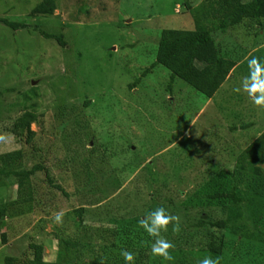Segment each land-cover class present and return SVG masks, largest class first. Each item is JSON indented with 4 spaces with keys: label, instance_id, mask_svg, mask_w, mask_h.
Returning a JSON list of instances; mask_svg holds the SVG:
<instances>
[{
    "label": "rangeland",
    "instance_id": "obj_1",
    "mask_svg": "<svg viewBox=\"0 0 264 264\" xmlns=\"http://www.w3.org/2000/svg\"><path fill=\"white\" fill-rule=\"evenodd\" d=\"M41 2L0 0V19L26 25L12 31L0 23V155L19 149L9 128L23 113L34 112L39 124L31 130L40 150L34 157L42 162L47 156L42 150L50 140L55 144L49 173L75 194L86 219L78 228L65 207L56 222L54 214L41 213L34 196L29 205L9 210L2 228L8 243L0 245V262L5 255L29 256L28 246L35 243L49 263L99 264L102 258L117 264L125 262L122 252L136 259L139 246L151 250L158 240L174 245L171 254L179 250L197 258L209 239L224 235L229 245L223 264H264L263 235L256 241L191 228L201 216L227 220L228 208L183 206L221 168L235 171L239 190L253 194L250 175L234 164L264 131V107L254 105L242 89L248 61L256 57L264 65V28L249 34L243 24L218 39L221 50L239 62L208 100L179 79L170 85L169 72L161 66L142 77L155 61L161 31H193L194 9L204 0H53V15L31 17ZM40 32L60 36L65 48ZM251 123L255 126L244 132L229 130ZM138 160L140 166L125 167ZM15 190L0 189V201H14ZM158 208L179 220L153 235L147 227ZM252 213L257 221L250 225L264 234V209ZM117 228L135 232L129 246L115 239ZM69 240L81 249L66 247Z\"/></svg>",
    "mask_w": 264,
    "mask_h": 264
},
{
    "label": "trees",
    "instance_id": "obj_2",
    "mask_svg": "<svg viewBox=\"0 0 264 264\" xmlns=\"http://www.w3.org/2000/svg\"><path fill=\"white\" fill-rule=\"evenodd\" d=\"M55 10L53 0H42L31 11L30 16H51ZM193 21L195 24L193 31H161L157 42L155 61L148 70L143 72L142 77H145L154 68L161 66L169 72L170 85L179 79L210 100L230 77L239 62L233 60L226 51L221 50L218 39L243 24L249 25L246 27L249 34L253 32L251 30L253 28L262 31L264 28V0H204L202 5L194 9ZM0 23L12 31L26 28L23 23H14L6 19H0ZM40 35L46 40H54L62 48L66 46L60 36L43 32H40ZM137 83L138 80L130 84L129 90H133ZM1 94L2 92H0V97ZM87 104L85 102L84 106ZM32 124H39L38 116L34 112L23 113L9 128V133L14 137L19 149L0 155V189L16 188L14 201H0L1 246H6L8 243L6 233L2 228L9 210L20 205H29L34 201V196L39 197V210L45 217L65 212L64 208L66 207L65 214L74 218L78 228L86 219L85 210L74 202L75 194L64 191L55 180L54 175L49 173L51 170L47 167V161L49 162V158L54 155L55 144L50 140L42 150V153L47 155L43 157L42 162L35 159L34 156L40 150L35 145L37 135L31 130ZM253 126L255 124L252 123L235 125L229 130L231 133L244 132ZM141 163L143 161L139 162L138 160V162H130L125 167L140 166ZM57 167L54 166L53 169L55 170ZM234 168L238 172L250 175L252 195H247L239 190L235 183V171L221 168L220 171L212 174L201 188L188 195L183 206L201 209L228 208L229 217L227 220L212 222L207 217L201 216L197 224L191 228L195 230H204L205 228L224 230L228 232L229 238L237 236L257 241L264 234L250 224L257 221L252 209H257L258 214L264 209L262 206L264 201V131L236 155ZM41 174H44L43 180L38 181ZM117 229L119 230H116L115 239L125 242L123 244L129 246V241L135 238V232L126 228H123L122 231L120 228ZM224 240V235L220 239H209L197 258H186L181 251L177 250L172 254L174 259L170 262L165 261L162 257L153 256L149 246L144 249L139 246L138 257L134 259V264H143L145 261L148 264H201V261L206 257L218 258L219 264H223L224 252L229 245ZM239 243H241L240 240H237L236 245ZM67 246L72 249H81L78 241L69 240ZM28 248L31 252L29 256L5 255L2 258V264H69L68 262L49 263L44 261L41 244L31 243ZM97 261L99 264H112L102 258ZM117 264H125V262Z\"/></svg>",
    "mask_w": 264,
    "mask_h": 264
},
{
    "label": "clouds",
    "instance_id": "obj_3",
    "mask_svg": "<svg viewBox=\"0 0 264 264\" xmlns=\"http://www.w3.org/2000/svg\"><path fill=\"white\" fill-rule=\"evenodd\" d=\"M249 65V76L247 82L242 88L244 92L247 93L249 99L254 105L264 107V65H262L256 57L251 58L248 61ZM234 91H241L240 88L234 89ZM63 213H58L55 216V221L60 222ZM179 217L174 215H165L162 208H158L151 218L152 227H147V231L150 234L155 235L157 228H166L170 222H178ZM141 224L144 223L143 220L140 221ZM174 228L178 229V223H174ZM174 248V245L166 240H158L151 247V253L153 256L162 257L165 261H173L174 257L170 253L169 249ZM125 264H134L133 253L124 251L121 253ZM2 264V262H0ZM201 264H219L218 258H204Z\"/></svg>",
    "mask_w": 264,
    "mask_h": 264
}]
</instances>
